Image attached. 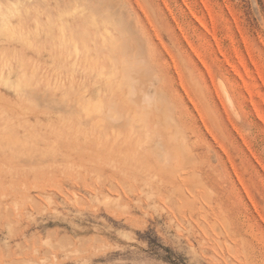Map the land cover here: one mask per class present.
<instances>
[{
    "label": "rangeland",
    "instance_id": "rangeland-1",
    "mask_svg": "<svg viewBox=\"0 0 264 264\" xmlns=\"http://www.w3.org/2000/svg\"><path fill=\"white\" fill-rule=\"evenodd\" d=\"M0 264H264V0H0Z\"/></svg>",
    "mask_w": 264,
    "mask_h": 264
}]
</instances>
